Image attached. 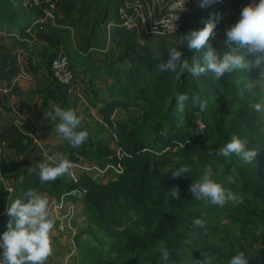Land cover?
<instances>
[{
	"label": "trees",
	"instance_id": "trees-1",
	"mask_svg": "<svg viewBox=\"0 0 264 264\" xmlns=\"http://www.w3.org/2000/svg\"><path fill=\"white\" fill-rule=\"evenodd\" d=\"M103 1L98 24L107 19L106 14L111 12L117 3L116 0ZM194 1L183 15L181 30L170 37H179L185 33L184 18L191 8L194 9ZM230 1L235 6L238 5L237 0ZM118 5L120 4H116L113 15L116 14ZM222 9L234 18V23L238 21L225 5L215 1L205 8L194 9L190 28L186 32L202 29L210 14L219 13L221 18L214 29L215 37L209 41L218 53L227 51L225 40L229 18L224 15ZM39 16L38 11L30 13L19 0H0V34L17 35L18 43L25 45L27 41L23 39L27 37L26 29L37 21L33 24L36 37L51 47L45 65L50 72V61L57 53L54 49L63 42L65 30H43L46 25L37 20ZM106 33L109 38L117 35L123 40H131L135 35L124 27H114ZM174 48L181 51L185 58L191 60L196 57L201 63L207 50L202 48L199 52H189L182 43ZM168 56V49H154L149 53L150 69L159 75L158 80L147 83L133 97L125 91L124 84H140L145 77L142 66L134 63L127 70L118 71L114 70L111 64H106L107 73L114 79L108 90L117 96L110 98L99 108L102 124L108 128L109 142L99 135L92 137L89 134L80 148H72L69 143H47L44 147V152L51 150L66 153L74 164L80 160L96 165L109 162L111 167L118 171L115 178L102 182L90 174V171L78 168L74 171L77 177L75 180L64 176L52 182L41 183L38 175L40 161H36L16 173L15 176H21V180L16 185L12 184L13 199H21L23 202H26L25 193L37 185L44 189L51 186L57 193H73V201H79L86 208V215L93 219L108 239L107 256H111L114 261L122 260L123 264H146L150 258H155L151 264H182L180 256L189 247L183 241L189 236L192 238V244L199 243L210 253L220 252L219 247L208 242L210 235L207 225L205 234L204 230L193 229L192 224L197 218L206 221L211 205L205 207L203 201H196L188 191L191 183L199 180L205 166L213 167L215 159H218L220 164L226 163L227 167L231 166L230 164H239V175L253 184L254 194L264 202V132L261 130L263 122L260 111H256L255 105L248 101L247 92L251 89L242 94L240 92L245 83H253L254 73L249 70H236L218 80L211 72L199 77L187 72L181 74L179 69L177 72H162L159 65L166 62ZM29 64L32 70L36 68L31 61ZM17 70L18 66L10 56V49L0 44V79L10 80ZM237 77L240 80L239 86L230 88L229 80ZM71 87V84H61L51 79L48 87L34 91L42 95L44 106L49 98H57L61 102L60 107L67 110L70 108L67 95ZM228 91L232 93L231 96L227 94ZM185 92L189 94L190 99L181 110L178 96ZM192 96L206 100L207 108L200 111L198 104L191 100ZM234 99L238 100L237 103H234ZM91 104H96L95 99ZM117 108H121L122 113L114 118L112 115ZM198 120L204 125L202 129L198 128ZM25 129L30 130L27 125ZM233 135L246 139L251 148L257 149L258 159L246 164L233 154L229 157L234 160L236 156V163H228L226 157L217 155ZM0 139L5 141L8 148H32L34 145L33 137L14 125L4 126ZM209 151L213 154L209 155ZM184 165L193 169L191 175L173 178L172 170ZM174 186L180 189L178 200L167 194ZM6 195L5 186L0 182V196ZM10 219L9 217L6 220V227L0 232V236L7 231ZM255 227L256 233L251 227L241 226V229L247 228L244 232L257 237L264 250V210L260 222H255L253 228ZM78 234L74 236L77 247ZM240 243L239 241L238 244ZM164 248L172 252L169 262L161 260V250ZM233 255L234 252L226 254L229 260ZM254 262L264 264V253L256 254Z\"/></svg>",
	"mask_w": 264,
	"mask_h": 264
},
{
	"label": "crops",
	"instance_id": "crops-1",
	"mask_svg": "<svg viewBox=\"0 0 264 264\" xmlns=\"http://www.w3.org/2000/svg\"><path fill=\"white\" fill-rule=\"evenodd\" d=\"M124 1L116 0V4H121ZM88 2L90 3V0H82L81 11L83 10L82 6ZM69 5H71L70 0H62L56 10L54 23L45 24L46 27L43 30L60 28L65 30L63 42L56 49L53 48L56 52L63 51L65 53L68 52L66 44L70 40L69 37L67 42L66 34L70 30L73 31L72 36L75 39L73 50L75 54H73L74 58L69 59L67 57L74 72V80L67 95V104L83 118V126L92 137L99 135L103 138L98 132L94 133L96 130L99 131L100 128L103 131H108L107 126L102 124V115L99 108L106 104L110 98L117 97L108 90V87L113 84L110 83L113 78L107 73L106 64H111L114 70L125 71L132 64L138 63V54L147 59L146 52L148 49L169 50V48L178 46L182 41V36L189 30L190 21L194 14L192 8L186 13L184 18L186 31L179 37L172 38L159 33L156 28H149L144 31L141 40L136 35H133L131 40H123L117 35L109 38L105 29L103 31L97 26L96 28L99 30H89L87 35L84 36L85 33L80 31V23L77 21L79 20L80 11H77L78 9L74 6L69 8ZM115 6L109 12L112 13V16H109V13L106 14V20L114 16ZM79 16H82V14ZM74 28L78 30L81 36H78V33L75 34ZM79 37H85V40L80 41ZM77 39L80 43H76ZM17 40V35L0 34V44H4L10 49V56L18 66L17 72L10 80L0 79V132L4 126L14 125L23 133L31 135L34 139V145L32 148H8L5 144L4 162L0 165V182L3 186L16 185L21 180V176H15L16 173L21 172L27 166L30 167L35 164L36 161H45L44 147L47 143L68 145V142L57 131L59 121L51 119L46 121L48 117L45 113L51 110L52 105L61 106L60 100L49 98L47 105L44 106L42 95L34 91L48 87L51 84L52 78L49 69L45 67L51 47L38 37L32 42L25 37L23 39L27 41L25 45H20ZM157 44L163 46L153 47ZM123 53H126V56L122 55ZM30 61L33 66H36L34 70L30 67ZM94 99L96 104L92 105L91 101ZM121 113L122 109L117 108L112 117L115 118ZM25 125L30 130H26ZM74 165L73 172L78 168H83L90 171V174L94 177L97 176L96 164L80 160ZM31 190L43 193L48 197L50 201L49 208L55 218L52 232L53 253L45 261V264H77V246L74 242V236L78 233L79 223H82L86 216V208L79 201H73V193H57L51 186L44 189L39 185L34 186ZM70 206H73L68 218L71 229L69 233L60 232L57 228V220ZM72 233L73 237L71 236ZM0 254L2 253L0 252Z\"/></svg>",
	"mask_w": 264,
	"mask_h": 264
},
{
	"label": "clouds",
	"instance_id": "clouds-1",
	"mask_svg": "<svg viewBox=\"0 0 264 264\" xmlns=\"http://www.w3.org/2000/svg\"><path fill=\"white\" fill-rule=\"evenodd\" d=\"M215 0H196L197 6L205 8L214 3ZM180 11L186 10L184 0H180ZM219 13L210 14L204 21V27L200 30H192L182 36L181 43L189 52H199L206 48L202 63L196 57L191 60L184 57V54L177 48H169V56L166 62L159 65L162 72H184L199 77L204 73H213L215 79H223L226 74L236 70H249L252 67L264 65V0L249 3L240 12L236 23L226 30L225 45L227 51L218 53L212 47L210 38L215 37L216 25L220 20ZM174 27V26H173ZM253 87L251 82L245 83L240 89L241 94ZM190 99L188 93H180L178 96L179 107L182 110L186 101ZM194 104H198L200 111L207 108V101L192 96ZM256 111H261V105L256 104ZM51 120H59L57 125L58 133L69 143L72 148H80L88 139L89 133L83 129V118L74 109H63L58 105H52L51 110L45 113ZM248 141L237 135H233L229 142L220 149L217 155L229 157L236 155L243 162L252 163L256 160L259 151L255 148H247ZM209 155L213 153L209 151ZM46 160L38 164V175L41 183L52 182L64 176L77 179L73 169L74 163L66 153L47 150ZM35 171V170H34ZM193 169L187 165L172 170L173 178L185 174L191 175ZM213 169L211 165L204 168L203 174L195 183H191L188 191L196 201H203L205 207L208 205L224 206L227 202H234L240 199L238 194L230 188L224 187L220 182L213 180ZM228 184H234L235 180L229 176L226 178ZM172 198L180 199V189L174 186L169 193ZM26 202L15 199L7 208V215L11 218L7 224V231L0 236V264H45V261L53 253L52 232L55 225V218L49 208L48 197L35 190H28L25 193ZM193 229L207 232L206 221L194 219ZM185 245L192 244L191 236L183 241ZM172 252L168 248L161 250V260L169 262ZM185 264H193V258L185 261ZM202 264V262H200ZM228 264H250V257L244 252L233 255Z\"/></svg>",
	"mask_w": 264,
	"mask_h": 264
},
{
	"label": "rangeland",
	"instance_id": "rangeland-1",
	"mask_svg": "<svg viewBox=\"0 0 264 264\" xmlns=\"http://www.w3.org/2000/svg\"><path fill=\"white\" fill-rule=\"evenodd\" d=\"M70 7L77 8V11H80L79 15V23L81 30L85 33L84 36L87 35L89 30L102 29L104 31V24L106 21L102 20L101 23H97L98 14L100 13L101 5L104 2L100 0L99 3H90L88 2L86 5L82 6L83 10H80V6L82 4V0H70ZM194 9L198 8L196 1L193 2ZM194 9L192 10L193 14ZM224 15L229 18V23L227 24V28L234 24V18L229 15L226 10H223ZM109 16H112V13H109ZM110 18V17H109ZM236 23V22H235ZM95 27V28H93ZM75 29V28H74ZM97 29V30H99ZM188 31V30H187ZM75 34L81 36L78 30H74ZM73 31H69L66 34V40L70 37L69 42L66 44L67 56L69 59L74 58L73 54L75 39L72 36ZM181 36V35H180ZM175 38V37H174ZM80 41H84L85 37L80 38ZM77 39L76 43H80ZM179 43V42H178ZM159 44L154 45L153 47H157ZM162 47L163 45H159ZM168 47V46H167ZM80 49V48H79ZM158 50V49H155ZM83 51V50H82ZM154 51L153 48L148 49L146 52L147 56L149 53ZM126 56V53L122 54ZM137 62L143 68V80L140 84H124L125 91L127 90L129 96H135L139 91H141L147 83L151 81L158 80L159 75L156 74L153 70H151L149 65V58L144 59L139 54ZM249 71L253 72V87L250 91H248V101L252 103V105L260 104L261 105V121L263 122V126L261 130L264 132V65L259 67H252ZM112 79L110 83H113ZM124 81V80H123ZM229 87H238L240 80L239 78H232L229 80ZM228 95H232L230 91L227 92ZM237 99H234V103H237ZM91 132V131H90ZM102 135L103 139L109 142V132L103 131V129H99V131H94L96 134ZM92 134V132H91ZM93 135V134H92ZM247 148L251 149L250 144H247ZM228 163L230 161H235L236 156H234V160H231L230 157L226 158ZM256 159H258L256 157ZM227 167L226 163L220 164L218 159H215L213 162V176L211 177L213 180L220 182L224 187L230 188L234 193L238 194L240 197L239 200L234 202H227L224 206H210V213L206 218V225L209 229V244L212 243L215 247H219L220 252L217 254L210 253L209 250L204 249L199 243H193L189 245L187 249H185L180 258L182 264H185V261L189 258H193V264H228L229 259L226 256L228 252H234V255L238 252H244L246 256L250 257V264H255L254 256L259 253H264V250L261 248L260 243L257 237L251 236L250 233L244 232L247 228L241 229L243 227H251L254 233L257 232V227L253 228L255 222H260V217L263 214L264 210V202L263 199L254 194L253 184H250L247 178H244L239 175L238 167L233 166ZM97 176L96 179L105 182L107 180L113 179L116 177L118 171L111 167L110 163H102L97 164L96 166ZM15 173V172H10ZM231 176L234 180V184H228L226 178ZM78 236H77V260L78 264H123L122 260L114 261L111 256H107L106 251L108 248V239L104 237L102 231L97 227L92 218L85 216L82 223H79L78 226ZM83 231V233H81ZM241 242L238 244V242ZM3 250L0 249L2 253ZM220 255V256H219ZM155 258H150L147 260L146 264H151Z\"/></svg>",
	"mask_w": 264,
	"mask_h": 264
},
{
	"label": "built area",
	"instance_id": "built-area-1",
	"mask_svg": "<svg viewBox=\"0 0 264 264\" xmlns=\"http://www.w3.org/2000/svg\"><path fill=\"white\" fill-rule=\"evenodd\" d=\"M20 4L30 13L38 11L40 16L37 19L45 24H53L56 17V10L62 0H19ZM193 0H184V7L187 10ZM225 5L234 16L239 19L240 12L249 3L258 2V0H237L239 6H235L230 0H215ZM180 0H125L117 6L116 14L106 20L104 27L109 31L114 27H124L133 31L141 40L144 31L149 28H156L157 31L166 36L177 34L182 27L183 15L186 10L180 11ZM37 22V21H35ZM34 22V23H35ZM33 23V24H34ZM29 26L26 29L27 40L31 42L36 39V28ZM174 26V27H173ZM50 75L53 80L61 84H72L74 80V72L65 52L57 51L50 61ZM198 128H203V123L198 120ZM5 141L0 139V165L3 164V155L5 149ZM7 195L0 196V232L6 227L7 208L13 199L14 189L12 185H6ZM73 206L67 208V211L57 220V228L60 232H68L71 226L68 218ZM73 237V233L71 234Z\"/></svg>",
	"mask_w": 264,
	"mask_h": 264
}]
</instances>
